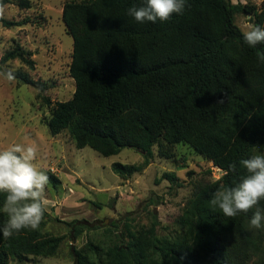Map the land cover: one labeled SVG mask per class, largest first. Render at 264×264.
<instances>
[{
	"label": "trees",
	"instance_id": "trees-1",
	"mask_svg": "<svg viewBox=\"0 0 264 264\" xmlns=\"http://www.w3.org/2000/svg\"><path fill=\"white\" fill-rule=\"evenodd\" d=\"M30 9V0H16ZM14 3L0 0V7ZM143 0L69 1L63 21L73 39L70 76L75 92L68 101L53 106L47 125L52 136L68 132L77 149L89 147L104 157L132 148L144 163H114L122 179L141 173L159 154L172 158L171 147L186 144L222 173L214 182L200 183L187 203L175 235L160 237L154 212L146 226L126 218L108 229V244L87 241L71 245L73 264H264V234L249 227L255 208L225 217L210 205L221 184L234 186L246 170L241 159L264 154V65L235 22L237 14L250 15L264 27V2L186 0L183 14L168 21L138 23L127 9ZM0 17L5 28L29 23ZM33 54L15 45L2 63L19 60L33 69ZM20 83L36 86L17 72ZM223 98L224 103L216 102ZM236 163L231 172L229 164ZM49 185L61 180L51 172ZM162 179L177 183L173 173ZM5 195L0 193V208ZM264 212V200L256 206ZM45 210L37 230L24 229L5 239L0 232V264H27L31 257H54L66 239L76 240L92 228L86 221L65 222L68 234L42 231ZM8 217L0 211V228Z\"/></svg>",
	"mask_w": 264,
	"mask_h": 264
},
{
	"label": "rangeland",
	"instance_id": "rangeland-1",
	"mask_svg": "<svg viewBox=\"0 0 264 264\" xmlns=\"http://www.w3.org/2000/svg\"><path fill=\"white\" fill-rule=\"evenodd\" d=\"M69 1L86 0H30V9H21L14 3L0 7V17L30 22L22 26L5 28L0 23V72H21L36 86L8 81L0 75V150L14 144H34L38 148L36 166L51 172L61 180L58 188L47 185L46 211L42 231L56 236L68 234L65 222L86 221L97 229L86 231L76 240L64 241L54 257H31L27 264H73L71 245L82 247L87 241L108 244V229L135 218L146 226L150 213L159 221L160 237L175 235L179 222L196 186L214 182L223 175L195 149L186 144L171 147L172 158H164L155 146L149 165L129 179H122L112 171L114 163L141 165L142 152L125 148L118 155L104 157L86 147L77 149L68 132L52 136L47 122L55 103L68 101L75 92V81L70 76L73 39L63 21V8ZM260 6L264 0H232ZM236 24L244 32L254 24L250 15L237 14ZM21 45L33 54V69L19 60L2 63L4 54L15 45ZM173 173L179 181L162 179ZM264 234V228L256 229ZM11 264H17L11 262Z\"/></svg>",
	"mask_w": 264,
	"mask_h": 264
},
{
	"label": "clouds",
	"instance_id": "clouds-1",
	"mask_svg": "<svg viewBox=\"0 0 264 264\" xmlns=\"http://www.w3.org/2000/svg\"><path fill=\"white\" fill-rule=\"evenodd\" d=\"M185 5L186 0H143L139 6L129 7L127 15L138 23L168 21L174 13L183 14ZM243 40L250 47L264 44V27L248 24ZM261 65H264V52H257V66ZM0 75L8 81L15 79L12 71L0 72ZM216 103L222 104L224 99ZM37 156L38 148L34 144H14L0 150V193L5 195L0 211L8 217L0 232L5 239L24 229L37 230L44 219L48 205L45 192L50 180L47 173L36 166ZM239 166L246 170L239 182L234 186L221 184L209 203L229 218L255 208L249 227L264 228V212L256 207L264 200V154L241 159ZM229 170L236 172L237 164H229Z\"/></svg>",
	"mask_w": 264,
	"mask_h": 264
}]
</instances>
